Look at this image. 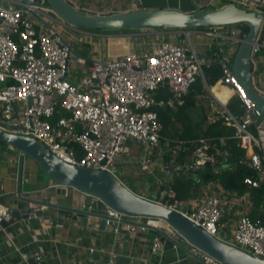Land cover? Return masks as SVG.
<instances>
[{
  "label": "built area",
  "instance_id": "built-area-1",
  "mask_svg": "<svg viewBox=\"0 0 264 264\" xmlns=\"http://www.w3.org/2000/svg\"><path fill=\"white\" fill-rule=\"evenodd\" d=\"M64 1L87 14H93L95 7L96 14H106L118 3L134 9L142 4V0ZM190 1L193 10H199L211 7L214 0ZM227 2L263 15L258 38L253 44L260 52L251 57V76L255 90L264 95V0ZM52 22L70 30L98 35L97 32L81 31L64 21L53 13L46 0H0V127L33 135L58 158L104 169L125 184L115 172L118 156L127 155V162L142 172L154 174V167L158 166L162 176H154L157 190L149 198L162 200L165 206L179 211L211 235L264 259V114L245 94L231 70L234 54L247 27L239 23L235 28L228 24L176 29L183 37L180 42L161 38L149 46L132 41L125 52L108 53L93 59L85 73L74 82L70 68L74 45ZM192 34L207 40L210 55L196 51L190 40ZM81 60L82 57H78L76 63ZM212 63H217L221 70V76L213 85L218 83L232 92L225 102L213 94L210 89L213 85L207 82L204 66ZM197 77L210 93L207 121L222 120L233 134L187 140L164 137L157 108L177 109ZM232 97L240 102L239 114L227 106ZM225 138L235 139L244 150L239 163L253 172L242 178L246 189H227L217 180H211L202 185L198 195L176 198L169 185L173 177H189L206 163L211 165L214 174L232 169L231 153L222 147ZM131 143L142 149L137 156H129ZM75 145L82 151L81 155L77 154ZM180 151L188 152L182 162L176 160ZM165 156L169 157L167 161ZM24 158L25 154L17 149L16 155L8 161L16 167L15 180L19 186L29 178V174H22ZM260 187L263 191L257 203L252 190ZM81 193L79 209L92 212L95 204L100 202L103 208L99 213L105 216V225H110L115 235L123 233L135 237L138 231L149 226L157 228L158 223L163 222L168 230L166 233L181 249L177 252V261L190 253L204 264H223L161 219L130 217L95 196ZM32 200L35 201L23 199L17 209L0 201V232L6 233L9 227L15 229L17 223L27 220V229L31 230L29 242L44 240L53 223L49 216H42L46 205L36 202L40 201L38 199ZM13 210L26 216L3 226V221L14 218ZM253 211L259 215L252 216ZM37 218H41V226L31 229L28 221ZM29 242L14 244V250L20 255L16 264H44L48 252L45 253L41 245L30 247ZM160 246V239L154 238L152 247ZM93 250L89 249L90 252ZM6 256L0 255V264H11ZM103 264H117L112 251Z\"/></svg>",
  "mask_w": 264,
  "mask_h": 264
},
{
  "label": "water",
  "instance_id": "water-1",
  "mask_svg": "<svg viewBox=\"0 0 264 264\" xmlns=\"http://www.w3.org/2000/svg\"><path fill=\"white\" fill-rule=\"evenodd\" d=\"M47 6L64 21L79 28L91 30H121L125 28L151 30L187 29L194 27L221 26L242 23L247 33L234 54L231 70L233 76L243 88L245 94L264 114V95L252 85L251 57L260 52L255 44L260 30L262 13L247 11L234 4L220 7L184 11L171 7L138 8L117 11L109 14H87L69 5L64 0H46ZM35 17L38 15L33 14ZM31 99H28V104ZM0 142H4L32 159L49 177L51 183L75 189L97 197L102 203L130 217H152L161 219L186 237L191 243L207 252L223 264H264V259L221 240L195 224L179 211L171 209L152 198L138 194L128 184L122 183L113 173L100 168L79 165L58 158L44 143L33 135H25L7 131L0 127ZM29 202L35 200L27 199ZM46 206H55L48 202ZM85 212V211H83ZM14 218L3 221L7 226L14 219L25 217L18 210H13ZM101 219L105 224V216L101 213L88 212ZM128 221V220H125ZM159 232L171 239L164 231ZM27 251V249H24ZM33 260V259H32Z\"/></svg>",
  "mask_w": 264,
  "mask_h": 264
},
{
  "label": "crops",
  "instance_id": "crops-1",
  "mask_svg": "<svg viewBox=\"0 0 264 264\" xmlns=\"http://www.w3.org/2000/svg\"><path fill=\"white\" fill-rule=\"evenodd\" d=\"M216 1L219 2L218 7L228 4L227 0ZM156 7H171L184 11L193 10L190 0H142L140 6V8ZM114 8L117 9L116 11L134 9L127 4L121 5V3L116 4ZM142 32L143 31L140 30V33ZM160 33L165 40L180 42L183 39L180 32L176 29H162ZM126 43L127 49L122 52L127 51L130 47L127 41ZM207 52L209 53V51H205L202 54H206ZM92 60H86L82 57L81 62H84V66L86 67ZM85 70L86 68L83 70L82 74L85 73ZM73 77L74 82H77L80 76L77 77L73 75ZM137 147L139 148L138 145ZM10 149V146L5 147L0 144V154L7 153V150ZM127 160V157L123 159L125 163H127ZM8 163V161H3L0 157L1 202L10 205L13 209L20 208L21 204H23V199H38L42 202L55 205L46 206L42 211V216H49L53 223L50 231L45 235V239L42 241L29 242L31 230L27 229V220H22L21 223H17V228L15 229L9 227L6 233L0 232V255L6 254L9 263L16 264L20 259V255L14 250V244L18 245L29 242L30 247L41 245L45 248V253L48 252V258L44 264H103L110 251L114 253V259L117 264H204L190 253H187L183 259L177 261L176 255L181 249L176 247L177 245L174 243L173 239H169L159 232V230L165 233L168 231L163 222H159L157 228L149 226L145 230L138 231L135 237H129L127 234L123 233L115 235L110 225L104 224L101 226L100 218L87 214L88 212L86 210L79 209L82 193L74 187H65V193H63L61 189H58L61 187L54 186L51 184V181H49L42 188L27 191L23 190L22 185L28 183L32 175H38L36 163L35 167L28 164L29 170L25 165L24 170L23 160L22 174L23 176L29 174L28 181H24L21 186H19L15 180L13 190H8L4 183L9 171ZM12 166L14 165L12 164ZM126 174L127 176L122 174L123 181L129 186L136 187L138 194L151 197L157 190V186L154 185V179L149 177L150 175L158 177L156 173L154 175L140 172L137 167L133 165V168L128 170ZM35 179H38V176ZM152 181L153 183H151ZM10 186L12 185L10 184L9 187ZM102 208L103 205L98 202L95 204L92 212L99 213ZM28 222L29 225H31V229H33V227L38 228L42 224L41 218L32 219ZM154 238L160 239L161 246L159 248L152 247ZM90 248L94 249L93 252L89 251Z\"/></svg>",
  "mask_w": 264,
  "mask_h": 264
},
{
  "label": "trees",
  "instance_id": "trees-1",
  "mask_svg": "<svg viewBox=\"0 0 264 264\" xmlns=\"http://www.w3.org/2000/svg\"><path fill=\"white\" fill-rule=\"evenodd\" d=\"M213 8L207 7L204 9ZM130 10V9H129ZM121 30L134 31L140 29L125 28ZM120 30L104 31L107 33L117 32ZM210 55V53L208 54ZM92 60V59H91ZM204 73L209 85H213L216 80L221 76V70L217 63H212L209 66H204ZM167 96V95H166ZM208 96L204 94V86L199 77L188 88L186 94L183 95V103L177 106V109L172 108H157L158 118L161 122V132L164 137L177 138L180 140L195 139L201 136L219 137L231 136L233 130L223 123L222 120L207 121L208 116ZM239 100L232 97L228 102V108L239 114L241 107ZM199 109L201 111V119L193 121L189 115L191 109ZM54 122V119H51ZM225 145L231 155L229 162L232 165L231 170H224L220 174H214L212 167L206 163L202 168L192 173L189 177L175 176L169 185L175 191V197L178 199H187L189 197L198 195L201 192L202 185L208 181H218L224 188L236 189L243 191L246 186L242 183V178L246 175H252L253 172L239 163V158L244 154L243 148L237 145L236 140L233 138H225ZM0 144H5L0 142ZM77 154L81 155L82 151L77 145L74 146ZM193 146L191 145V149ZM188 152L180 151L177 156V161H183ZM169 157L165 156L164 160ZM162 175V174H161ZM155 185V184H154ZM135 192L136 187L130 186ZM263 191V187L254 188L252 192L255 194L256 202L259 203V195ZM252 216L259 215L258 212L253 211Z\"/></svg>",
  "mask_w": 264,
  "mask_h": 264
},
{
  "label": "rangeland",
  "instance_id": "rangeland-1",
  "mask_svg": "<svg viewBox=\"0 0 264 264\" xmlns=\"http://www.w3.org/2000/svg\"><path fill=\"white\" fill-rule=\"evenodd\" d=\"M214 1L211 3L210 6L213 8L214 6L218 7L219 2H217L216 0ZM116 10H117L116 8H113L110 11V13L117 12ZM96 11H97V7H95L94 12H91V13L96 14ZM106 14H109V13H106ZM52 24L55 28H58L64 36L69 37L74 45L73 56L70 60V68L72 69L73 75L77 77L81 76V74L83 73V70L86 68L84 66V62L76 63V59L79 56L85 58L86 60L95 59L104 54L122 52L123 50L127 49L126 41L128 43L132 41H134L133 43H143V45H146L148 43L147 46H149V44L151 45L152 43H156L159 41V39L163 38L162 34L160 33L161 32L160 30L162 28H153L149 31H144L143 33H140V30H137V31L134 30L132 32H129L127 30H122V31L120 30L117 32L106 33V32H103V30H91V29L78 28L81 31H89L93 34L96 32L98 33V35H89L87 33L78 32L77 30H70L61 24H56L54 22H52ZM238 25L240 24L239 23L232 24L234 28L238 27ZM127 37H129L128 40H127ZM190 40L192 41L197 52L204 53L205 51H207V46H206L207 40L206 39L200 40L198 36H196L195 34H192L190 36ZM262 53L264 54V51ZM204 94L207 95L209 98L210 93L208 89L205 87H204ZM189 115L191 116V119L193 121H198L201 119V111L199 109H195V108L191 109L189 111ZM260 119L261 118H259V120ZM2 145L5 147L10 146L6 143ZM131 146H132V152L129 154V156H132V155L137 156V154L141 153L142 149H139L137 147V144L131 143ZM16 153H17V149L12 147L10 150H7V153L0 154V157L2 158L3 161H9V159L13 158L16 155ZM125 157H127V155H123L122 157L118 156L114 163V166L116 169L115 172L121 179H123L122 174L127 176L126 172L133 168V165H131V163H128V162L125 163L123 161ZM28 164H31L32 167H35V162L25 155L24 170H25V165H26V168L29 170ZM8 170L9 171L7 173V177L4 183H5V186H7L8 190H13L14 181L17 177V171H16V168L12 166L11 163H8ZM138 170L142 172L140 169ZM37 171H38V175L37 174L36 175L38 176V179H35L37 177L35 174L32 175L31 180L28 183H25L22 185L23 190L27 191V190H34L37 188H42L50 181L49 177L38 166H37ZM153 172L154 174L156 173L157 176H162L161 175L162 172L158 166L154 167ZM149 177H151V179H154L153 175H150ZM151 183H153V181ZM10 184L12 185L10 186L12 188L9 187ZM225 233L228 234L227 229H225Z\"/></svg>",
  "mask_w": 264,
  "mask_h": 264
},
{
  "label": "bare ground",
  "instance_id": "bare-ground-1",
  "mask_svg": "<svg viewBox=\"0 0 264 264\" xmlns=\"http://www.w3.org/2000/svg\"><path fill=\"white\" fill-rule=\"evenodd\" d=\"M210 89L222 102H225L232 93L228 87L222 86L218 83L213 85Z\"/></svg>",
  "mask_w": 264,
  "mask_h": 264
}]
</instances>
